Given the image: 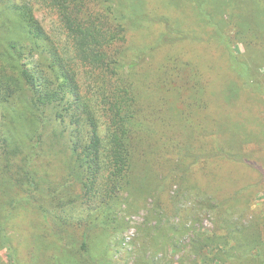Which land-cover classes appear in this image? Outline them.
Wrapping results in <instances>:
<instances>
[{
	"label": "rangeland",
	"instance_id": "1",
	"mask_svg": "<svg viewBox=\"0 0 264 264\" xmlns=\"http://www.w3.org/2000/svg\"><path fill=\"white\" fill-rule=\"evenodd\" d=\"M113 1L157 20L129 28L123 48L126 63L139 62L128 74L137 86L142 122L134 191L124 195L107 228L93 233L85 254L89 223L79 219L89 210L81 184L69 175L70 162L20 157L21 165H29L33 187L27 177L10 173L7 158L0 159V264H192L196 240L220 229L226 233L231 222L264 240V0ZM23 3L74 60L56 13L41 0H0V52L20 33L13 7ZM227 46L239 59L238 73L230 68ZM32 62L28 52L22 56L25 66ZM14 67L0 59V75L17 74ZM78 67L83 90L94 94L93 78ZM192 69L205 92L207 85L208 108L190 117L185 74ZM26 99L13 100L14 107L25 111ZM103 114L98 112L105 136ZM65 124L54 122L46 132L54 128L71 142L72 127ZM213 130L220 148L224 135L230 139L241 131L243 145L227 147L235 158L209 153ZM18 166L13 170L22 176ZM257 222L259 232L252 229ZM240 238L247 243L245 235ZM263 253L264 246L258 250Z\"/></svg>",
	"mask_w": 264,
	"mask_h": 264
},
{
	"label": "trees",
	"instance_id": "2",
	"mask_svg": "<svg viewBox=\"0 0 264 264\" xmlns=\"http://www.w3.org/2000/svg\"><path fill=\"white\" fill-rule=\"evenodd\" d=\"M41 1L56 13L71 41L75 61L63 55L30 4L14 5L20 20V33L9 38L6 50L0 52V59L18 70L15 75H5L4 71L0 75V159L7 158L10 173L18 178L27 177L28 184L33 187L36 183L29 175V165H21L20 157L23 161L29 157V161L70 162L69 175L81 184L89 210L87 217L79 219V222L89 223L81 248L88 254V241L93 233L107 228L124 195L134 191L138 180L136 168L138 157H141L138 132L142 122L138 117L137 86L128 74L139 62L126 63L123 48L128 42L129 28L140 30L157 20L143 12L128 11L127 7L125 10L119 4L115 6L113 0ZM227 48L230 68L238 73L239 59L231 46ZM27 52L33 58L31 68L21 63ZM78 66L85 68L93 78L94 94L83 90ZM185 75V107L191 117L208 108L203 100L207 85L205 92L204 83L194 69ZM21 97L27 98L26 110L22 112L14 107L13 101ZM99 111H103L106 120L105 136L101 132ZM25 121L30 125H20ZM54 122L72 127L73 141L53 132L54 128L46 132ZM236 127L240 129V125ZM239 132L230 133V139L224 135L225 146L220 148L216 132L210 131L209 153L219 152L227 158H235L233 152H227V147L243 145ZM15 164L20 165L18 169L23 177L13 170ZM223 209L224 205L220 204L218 211L222 213ZM259 225L257 222L252 229L258 231ZM226 226L224 234L220 229L196 240V259L192 264H264V253L258 254L264 246L262 235H251L250 227L241 224L237 226L231 222ZM243 235L246 244L240 238ZM239 251L243 253L238 254Z\"/></svg>",
	"mask_w": 264,
	"mask_h": 264
}]
</instances>
